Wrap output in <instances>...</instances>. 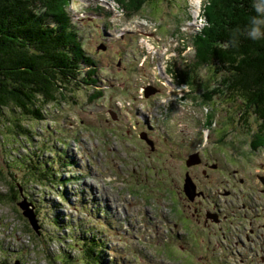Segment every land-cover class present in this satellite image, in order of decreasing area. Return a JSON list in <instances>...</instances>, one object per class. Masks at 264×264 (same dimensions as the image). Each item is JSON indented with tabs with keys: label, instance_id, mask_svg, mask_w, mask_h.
<instances>
[{
	"label": "rangeland",
	"instance_id": "rangeland-1",
	"mask_svg": "<svg viewBox=\"0 0 264 264\" xmlns=\"http://www.w3.org/2000/svg\"><path fill=\"white\" fill-rule=\"evenodd\" d=\"M205 1L69 0L95 73L82 69L43 120L0 117V264H64L58 254H80L67 247L74 228L115 264H264V128L223 90L212 57L195 63ZM201 144L210 162L188 174L205 198L188 205L185 159L201 161ZM43 162L53 183L31 180Z\"/></svg>",
	"mask_w": 264,
	"mask_h": 264
},
{
	"label": "trees",
	"instance_id": "trees-1",
	"mask_svg": "<svg viewBox=\"0 0 264 264\" xmlns=\"http://www.w3.org/2000/svg\"><path fill=\"white\" fill-rule=\"evenodd\" d=\"M68 2L0 0V117L8 109L31 119L43 120L45 106L56 103L63 89L75 84L82 69L87 76L95 73L94 61L79 42L78 32L67 11ZM253 2H204L202 13L207 24L194 36L195 63L201 64L202 58L212 57L216 70L223 72V90L243 102L264 128V38L253 41L245 33L251 17L257 15ZM201 96L211 99L210 94L202 93ZM6 126L14 127L15 132L24 135L31 132L17 119L8 120ZM258 141L264 144L262 138ZM42 166L37 178L31 180L43 183L42 179L46 178L53 183L57 179V173L50 172L54 165L43 162ZM53 220L52 225H60L56 217ZM74 231L75 228L68 234L70 243L67 247L77 249L80 254L72 258L58 254L62 263L115 264L111 255L108 259L102 257L104 244L95 239L94 233L87 237L82 235L87 234L89 228L82 230L79 236Z\"/></svg>",
	"mask_w": 264,
	"mask_h": 264
},
{
	"label": "flooded vegetation",
	"instance_id": "flooded-vegetation-1",
	"mask_svg": "<svg viewBox=\"0 0 264 264\" xmlns=\"http://www.w3.org/2000/svg\"><path fill=\"white\" fill-rule=\"evenodd\" d=\"M146 135V134H145ZM144 138V136H142ZM208 137V135H207ZM205 142L207 143L208 140L206 138ZM202 145V144H201ZM212 148H213V145H211ZM156 147V145H152L151 146V149H154ZM205 145H202L200 146L197 150H196V153L199 152L201 154L202 157L201 158V161L198 159V157L196 156H189L188 159H185V173H184V181H183V184L185 185L186 183V188L184 189V186H182L183 188V193L185 195V198L189 201V204L190 205L191 203H194L196 202L197 200H203L205 198V193L201 190V189H197L196 186L194 185L192 179L189 177V174L188 172L189 171V168L193 165H196L199 163V165H201L202 163L205 165V162L209 163L210 162V154L208 153V151L204 148ZM193 160H198V162H195L193 163L192 161ZM192 162V163H191ZM215 163V162H214ZM213 163V165H214ZM211 166L210 164L206 165L205 166V169L202 170V175L205 177V178H210L212 175H211V169H209ZM214 167V166H213ZM217 172H221V166H217ZM244 180V179H242ZM189 182V183H188ZM200 178H196L195 179V184L196 185H200ZM261 183H263V186H264V178H262L260 180ZM191 185V186H190ZM193 187V188H191ZM186 190V191H185ZM189 191V192H188ZM263 193V192H262ZM191 196V197H190ZM218 196L222 197L221 195L218 194ZM170 201H171V198H170ZM211 202H214L213 200H211ZM171 205V204H170ZM215 205V204H214ZM197 211V210H196ZM222 216L225 217L226 216V213H222ZM210 217V216H209ZM186 218H187V214H186ZM212 218V217H211ZM186 220V219H185ZM187 225V224H186ZM189 259L190 258H186V264H190L189 263Z\"/></svg>",
	"mask_w": 264,
	"mask_h": 264
},
{
	"label": "clouds",
	"instance_id": "clouds-1",
	"mask_svg": "<svg viewBox=\"0 0 264 264\" xmlns=\"http://www.w3.org/2000/svg\"><path fill=\"white\" fill-rule=\"evenodd\" d=\"M253 10L257 15L252 16L250 19V27L245 30V33L248 38L253 41L260 40L264 38V0H254Z\"/></svg>",
	"mask_w": 264,
	"mask_h": 264
},
{
	"label": "water",
	"instance_id": "water-1",
	"mask_svg": "<svg viewBox=\"0 0 264 264\" xmlns=\"http://www.w3.org/2000/svg\"><path fill=\"white\" fill-rule=\"evenodd\" d=\"M149 93L148 92H146L145 93V95L147 96ZM147 141V140H146ZM149 144H151V146H152V143L151 142H149ZM193 163H195V162H197L196 160L195 161H192ZM191 162V163H192ZM189 183V182H188ZM186 186V183H185V185H184V189L186 188L185 187ZM191 186V185H190ZM191 188H193V187H191ZM189 192V191H188ZM191 197V196H190ZM19 207L22 209V213H23V215L28 219V221H29V223H30V225H31V227L34 229V230H36L37 229V227H36V225H35V220H34V215H33V213H32V211H30V210H26L25 209V204L24 203H19Z\"/></svg>",
	"mask_w": 264,
	"mask_h": 264
},
{
	"label": "bare ground",
	"instance_id": "bare-ground-1",
	"mask_svg": "<svg viewBox=\"0 0 264 264\" xmlns=\"http://www.w3.org/2000/svg\"><path fill=\"white\" fill-rule=\"evenodd\" d=\"M186 191V190H185Z\"/></svg>",
	"mask_w": 264,
	"mask_h": 264
}]
</instances>
